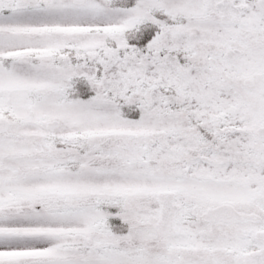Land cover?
<instances>
[{"label": "snow or ice", "instance_id": "snow-or-ice-1", "mask_svg": "<svg viewBox=\"0 0 264 264\" xmlns=\"http://www.w3.org/2000/svg\"><path fill=\"white\" fill-rule=\"evenodd\" d=\"M0 264H264V0H0Z\"/></svg>", "mask_w": 264, "mask_h": 264}]
</instances>
